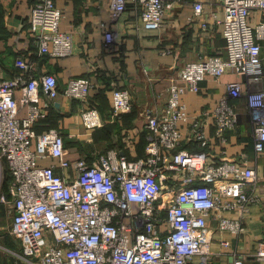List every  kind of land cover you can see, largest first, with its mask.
<instances>
[{"label": "built area", "instance_id": "obj_1", "mask_svg": "<svg viewBox=\"0 0 264 264\" xmlns=\"http://www.w3.org/2000/svg\"><path fill=\"white\" fill-rule=\"evenodd\" d=\"M219 1L224 51L186 61L170 78L164 105L147 115L142 156L110 148L91 162L84 156L65 158L60 129L37 130L36 124L60 92L84 101L93 83L89 77H71L60 90L53 73L38 74L34 62L16 56L18 73L0 78V209L10 216L8 233L20 244L12 254L14 264H189L197 259L209 264L208 216H215L221 232L244 231L251 205L261 202L256 171L244 156L208 160L206 128L212 123L215 136L226 141V133L238 126L235 100L244 97L254 149L264 152V90L243 89L239 80H231L212 108L197 112L182 99L187 90L199 91L201 80H218L227 71L249 84L264 82V21L249 22L252 10H264V0ZM173 6V0H109L112 20L131 7L150 29L161 28ZM192 7L189 21L208 30L210 22L199 19L203 3L197 0ZM63 16L55 0L31 4L27 30L40 55L73 53V33L60 28ZM104 30L105 44L118 51L114 30ZM111 100L112 116L132 108L127 87L114 85ZM80 116L86 129L102 125L96 107H84ZM190 141L201 144L200 150L184 146ZM0 248L12 253L10 247ZM234 255L232 264H242V256ZM254 256L264 260V247Z\"/></svg>", "mask_w": 264, "mask_h": 264}, {"label": "crops", "instance_id": "obj_2", "mask_svg": "<svg viewBox=\"0 0 264 264\" xmlns=\"http://www.w3.org/2000/svg\"><path fill=\"white\" fill-rule=\"evenodd\" d=\"M173 1L174 6L167 12L163 26L150 29L141 25L140 17L131 7L117 20H112L109 0H55L64 14L60 28L73 33L74 50L65 57L40 55L31 41L27 28L34 0H3L0 3V78L18 73L15 58L22 54L34 62L38 74L53 73L60 90L71 77H89L93 83L84 101L60 92L48 113L36 124L37 130L51 126L60 129L65 140V158L75 160L84 156L91 162L97 154L110 148L128 156H142L147 115L164 105L170 78L177 75L184 62L224 51L218 22L223 17L219 0H199L203 3V15L199 19L206 18L211 24L205 31L200 29L198 21H189L193 2L197 0ZM260 21H264V10H252L249 22L255 25ZM104 28L114 30L118 51L113 52L105 44ZM261 44L264 55V41ZM231 80H239L243 89L264 90V82L249 84L244 76L227 71L218 80L211 77L201 80L197 92L187 90L182 96L187 109L197 112L212 108ZM114 85L127 87L133 101L131 110L118 116L111 113ZM235 101L238 126L226 133V141L221 142L215 136L212 123L206 128L211 140L208 160L227 157L241 161L244 156L245 163L256 171L255 193L261 196V202L251 205L244 218V231L239 235L219 231L215 216L207 217L206 233L212 256L209 264H232L234 254L242 256V264H264V260L254 256L259 247H264V152L254 149L251 114L244 97ZM87 106L98 109L101 126L86 129L83 125L80 111ZM184 146L191 151L201 148V144L194 141ZM225 214L237 216L235 212ZM223 240L228 242L227 246L222 245ZM197 261L189 264H198Z\"/></svg>", "mask_w": 264, "mask_h": 264}, {"label": "rangeland", "instance_id": "obj_3", "mask_svg": "<svg viewBox=\"0 0 264 264\" xmlns=\"http://www.w3.org/2000/svg\"><path fill=\"white\" fill-rule=\"evenodd\" d=\"M10 220V216H7L3 209L0 210V245L5 246L6 248L10 247L12 249V253H10L0 248V260H2L4 264H9L14 258V252L20 251V244L15 242L8 233Z\"/></svg>", "mask_w": 264, "mask_h": 264}, {"label": "trees", "instance_id": "obj_4", "mask_svg": "<svg viewBox=\"0 0 264 264\" xmlns=\"http://www.w3.org/2000/svg\"><path fill=\"white\" fill-rule=\"evenodd\" d=\"M4 184H6V182ZM9 264H14V260H12Z\"/></svg>", "mask_w": 264, "mask_h": 264}]
</instances>
